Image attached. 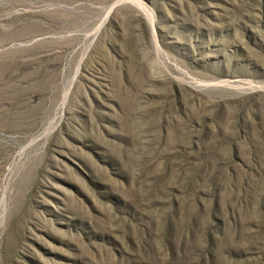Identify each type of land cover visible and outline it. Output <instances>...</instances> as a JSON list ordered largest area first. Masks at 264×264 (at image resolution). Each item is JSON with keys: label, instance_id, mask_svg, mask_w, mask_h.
<instances>
[{"label": "rangeland", "instance_id": "374dc122", "mask_svg": "<svg viewBox=\"0 0 264 264\" xmlns=\"http://www.w3.org/2000/svg\"><path fill=\"white\" fill-rule=\"evenodd\" d=\"M0 264H264V0H0Z\"/></svg>", "mask_w": 264, "mask_h": 264}]
</instances>
